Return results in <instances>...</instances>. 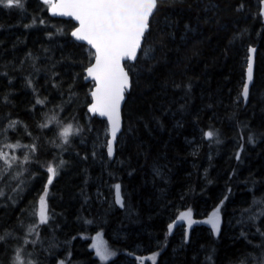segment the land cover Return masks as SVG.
<instances>
[{"label":"trees","instance_id":"16d2710c","mask_svg":"<svg viewBox=\"0 0 264 264\" xmlns=\"http://www.w3.org/2000/svg\"><path fill=\"white\" fill-rule=\"evenodd\" d=\"M263 2L161 0L126 63L114 156L107 121L89 112L94 51L71 35L76 23L42 0L0 4V264H143L138 253L155 257L145 264H264ZM217 209L218 231L203 222ZM184 211L198 220L190 241L169 228ZM101 232L108 262L91 248Z\"/></svg>","mask_w":264,"mask_h":264},{"label":"snow or ice","instance_id":"6c2138e0","mask_svg":"<svg viewBox=\"0 0 264 264\" xmlns=\"http://www.w3.org/2000/svg\"><path fill=\"white\" fill-rule=\"evenodd\" d=\"M53 15L71 17L78 22V27L71 33L78 41L86 42L94 49V63L86 68L87 77L94 82L91 92L92 104L89 111L106 117L111 128L113 140L119 131L120 106L124 93L129 87V75L125 71L123 62L135 60L138 50H141L142 40L149 29V20L159 7L161 0H43ZM4 7L20 6L21 0H0ZM255 52V49H251ZM252 59L247 64L248 81L252 80ZM243 95H248V85L243 88ZM71 126L66 127L61 135L67 142L71 134ZM208 137L213 133L208 132ZM108 155L113 154V143L108 142ZM4 154L0 153V157ZM51 174L48 183L56 169L49 166ZM120 186L116 185L117 202L119 201ZM47 188L39 199V217L41 223L47 222L46 205ZM181 219H188L191 223V212L181 213ZM219 209L214 211L206 223L214 230H219ZM171 227V226H170ZM2 239V237H0ZM97 255L101 260H107L113 253L102 244L96 245ZM19 260V256L17 257ZM154 260L155 257H152ZM20 264H23L20 261Z\"/></svg>","mask_w":264,"mask_h":264},{"label":"water","instance_id":"95a60500","mask_svg":"<svg viewBox=\"0 0 264 264\" xmlns=\"http://www.w3.org/2000/svg\"><path fill=\"white\" fill-rule=\"evenodd\" d=\"M43 1V0H42ZM157 10V9H156ZM49 12H50V14L52 15V16H54V17H60V18H66V19H72L75 23H76V27H78L79 25H78V22L77 21H75L73 18H71V17H65V16H59V15H53L52 13H51V11L49 10ZM156 12V11H155ZM155 12H154V14H155ZM262 13H263V15H264V2H263V9H262ZM153 14V15H154ZM153 17V16H152ZM152 17L150 18V20H149V29H150V21H151V19H152ZM75 27V28H76ZM75 28H74V30H75ZM148 29V30H149ZM73 30V31H74ZM148 30H147V32H148ZM72 31V32H73ZM146 32V33H147ZM146 33H145V36H146ZM75 38V37H74ZM78 41V40H77ZM79 42H83V43H86V42H84V41H79ZM144 42H145V37H144V39L142 40V45H141V49H142V47H143V45H144ZM87 44V43H86ZM88 45V44H87ZM89 46V45H88ZM90 47V46H89ZM91 48V47H90ZM251 49H255V52H251L250 51V55H249V57H251V59H252V65H253V68H252V80L249 82L248 81V73H247V78H246V84L248 85V95H247V97H245V99H246V101H248V98H249V95H250V91H251V87H252V84H253V81H254V74H255V62H256V47L255 46H252L251 48H250V50ZM93 51H94V49H92ZM140 52H141V50H138V53H137V58L135 59V60H126V61H124L123 62V64H124V67H125V71H127L128 72V75H129V87H128V89L125 91V93H124V99H123V101L121 102V106H120V119H121V124H120V128H119V131L117 132V134H116V138H115V140H113V138H112V135H111V128H110V125H109V123H108V120H107V118L106 117H101V116H99V114H96V113H92L91 111H89L90 113H91V115L92 116H98L99 118H101V119H104V120H106L107 121V124H108V129H109V139H108V142L109 141H112V143H113V154L111 155V156H114L115 154H116V150H117V142H118V139H119V137H120V135H121V133L123 132V129H124V125H125V118H124V107H125V103H126V100H127V98H128V94H129V92L132 90V76H131V74H130V71H129V69L127 68V66H126V63L127 62H131V63H135L136 61H137V59L139 58V55H140ZM92 63H94V59H93V62ZM90 66V65H89ZM88 66V67H89ZM86 77H87V72H86ZM86 80L87 81H89V82H91L92 84H93V87H92V89H91V92L94 90V82L91 80V78H86ZM91 92H90V94H91ZM92 102L93 101H91V103H90V105L92 104ZM90 105H89V108H90ZM119 186H120V189H119V201L120 202H117V192H116V194H115V199H116V203L123 209L124 207H125V204H124V197H123V194H122V189H121V185L119 184ZM210 217V216H209ZM208 217V218H209ZM219 217H220V222H219V227H220V225H221V222H222V219H221V216L219 215ZM208 218H207V220H208ZM183 223H185L186 224V228H187V234H186V239H187V241H190V238H191V234H192V230H193V227H194V223L193 222H191V223H189V221L187 220V219H181V216H179L178 218H176L171 224H170V226L171 227H169L170 228V231L172 232L173 231V229H175L176 227H178L179 225H181V224H183ZM210 225V224H209ZM211 226V225H210ZM212 227V226H211Z\"/></svg>","mask_w":264,"mask_h":264},{"label":"rangeland","instance_id":"374dc122","mask_svg":"<svg viewBox=\"0 0 264 264\" xmlns=\"http://www.w3.org/2000/svg\"><path fill=\"white\" fill-rule=\"evenodd\" d=\"M105 134H107L108 135V137H109V129L106 131V133ZM106 135V136H107ZM109 139V138H108ZM184 212H188V211H184ZM184 212H182V213H184ZM191 212V211H190ZM212 214V213H211ZM219 215H220V213H219ZM179 216H181V214L179 215ZM211 216V215H210ZM188 220V219H187ZM189 221V220H188ZM191 221L194 223V224H197V222H198V220L194 217V214H193V212H191ZM206 221H207V219H206ZM206 221H203L204 223H206ZM208 224V223H207ZM180 228V229H179ZM173 231L174 232H180L181 234H183V238H185L186 237V234H187V228H186V224L185 223H183V224H181V225H179L178 227H176L175 229H173ZM172 231V232H173ZM98 243H102V244H104L107 248H108V250L111 252V253H113V255H111L107 260H104L105 262H108V261H110L113 257H114V252L113 251H111V248L108 246V244H107V242H106V240H105V237H104V235H103V233L101 232L100 234H99V236H98V238L96 239V241H94V240H92L91 241V248L95 251V255L96 256H98L97 255V251H96V245L98 244ZM139 254V256L140 257H138L137 259H139L140 260V262L141 263H143V264H145V263H147V262H149V261H152L153 259L151 258V256H148V255H146V254H142V253H138ZM99 257V256H98ZM100 258V257H99ZM155 260V259H154Z\"/></svg>","mask_w":264,"mask_h":264},{"label":"bare ground","instance_id":"6f19581e","mask_svg":"<svg viewBox=\"0 0 264 264\" xmlns=\"http://www.w3.org/2000/svg\"><path fill=\"white\" fill-rule=\"evenodd\" d=\"M233 39H234V38H233ZM256 48H257V47H256ZM247 50H248V47H247ZM248 52H249V51H248ZM246 57H247V56H246ZM246 78H247V77H246ZM101 127H102V126H101ZM104 128H105V127H104ZM107 129H108V128H107ZM94 131H95V130H94ZM100 131H101V130H100ZM106 135H107V134H106ZM200 139H201V138H200ZM204 139H205V138H204ZM193 140H194V139H193ZM199 141H200V140H199ZM195 144H196V143H195ZM97 145H98V144H97ZM198 145H199V144H198ZM201 145H202V144H201ZM191 146H192V145H191ZM93 147H94V146H93ZM105 148H106V147H105ZM190 148H191V147H190ZM97 149H98V148H97ZM193 149H194V148H193ZM195 149H196V148H195ZM198 149H199V148H198ZM197 151H198V150H197ZM98 152H99V151H98ZM195 152H196V151H195ZM261 189H262V188H261ZM263 190H264V189H263ZM96 193H97V191H96ZM257 193H258V192H257ZM262 194H263V193H262ZM259 196H260V195H259ZM255 197L258 198V196H256V195H255ZM260 197H261V196H260ZM262 197H264V195H263ZM261 199H262V198H261ZM261 199H260V200H261ZM261 201H262V203L264 202L263 199H262ZM260 209H261V208H260ZM179 229H180V228H179ZM118 230H120V229H118ZM118 230H117V231H118ZM120 231H121V230H120ZM112 232L114 233V231H112ZM116 233H117V232H116ZM121 233H122V232H121ZM112 235H114V234H112ZM179 236H180V235H179ZM185 238H186V237H185ZM121 239H122V238H121ZM186 244H187V242H186Z\"/></svg>","mask_w":264,"mask_h":264},{"label":"flooded vegetation","instance_id":"af4514ba","mask_svg":"<svg viewBox=\"0 0 264 264\" xmlns=\"http://www.w3.org/2000/svg\"><path fill=\"white\" fill-rule=\"evenodd\" d=\"M195 226V225H194ZM194 228V227H193ZM98 238V236L94 237L93 240L96 241V239Z\"/></svg>","mask_w":264,"mask_h":264}]
</instances>
